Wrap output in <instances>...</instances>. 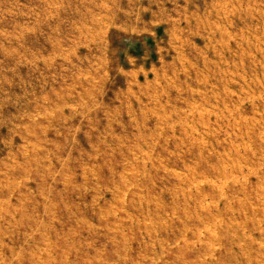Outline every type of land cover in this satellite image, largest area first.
I'll return each instance as SVG.
<instances>
[{"label":"rangeland","instance_id":"obj_1","mask_svg":"<svg viewBox=\"0 0 264 264\" xmlns=\"http://www.w3.org/2000/svg\"><path fill=\"white\" fill-rule=\"evenodd\" d=\"M0 264H264V0H0Z\"/></svg>","mask_w":264,"mask_h":264}]
</instances>
